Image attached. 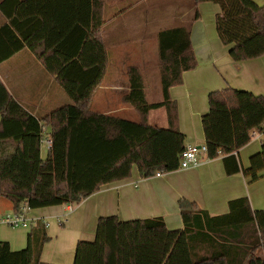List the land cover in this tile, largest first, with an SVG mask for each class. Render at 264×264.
Listing matches in <instances>:
<instances>
[{
  "label": "trees",
  "instance_id": "obj_1",
  "mask_svg": "<svg viewBox=\"0 0 264 264\" xmlns=\"http://www.w3.org/2000/svg\"><path fill=\"white\" fill-rule=\"evenodd\" d=\"M55 17L48 0H4L1 10L9 24L0 29V64L29 48L57 76L73 104L46 121L53 128L47 160L41 158L42 120L26 111L0 81V199L15 213L77 206L101 187L128 179L136 166L142 178L180 170L186 137L179 127L172 87L183 84L185 72L197 68L190 32L184 28L158 36L163 101L149 103L143 75L129 69L130 92L124 102L139 121L95 112L92 99L109 64L101 36L103 0H62ZM221 9L216 29L235 62L264 56V5L254 0H194ZM9 7V10H8ZM49 11H48V10ZM199 18V13L195 19ZM209 112L202 117L207 157L223 156L228 176L241 171L236 152L264 131V96L233 88L208 95ZM165 108L168 126L149 123L151 111ZM264 169V151L251 158L247 174ZM224 215L211 216L197 203L179 201L182 229H168L164 218L125 221L100 217L93 241H79L74 264H264V211L255 213L248 197L231 200ZM50 241L46 225L36 222L27 248L13 252L0 240V264H45L43 247Z\"/></svg>",
  "mask_w": 264,
  "mask_h": 264
},
{
  "label": "crops",
  "instance_id": "obj_2",
  "mask_svg": "<svg viewBox=\"0 0 264 264\" xmlns=\"http://www.w3.org/2000/svg\"><path fill=\"white\" fill-rule=\"evenodd\" d=\"M254 1L264 5V0ZM2 2L4 0H0V5ZM45 3L55 17L63 13L62 0ZM220 12V7L214 3H200L195 7L194 0H103L101 36L109 64L105 78L92 99V110L139 121L137 111L124 102V97L130 92L131 67H136L143 75L147 101L162 102L161 82H157L152 90L145 74H160L159 34L184 27L190 32L198 65L195 70L184 73L183 84L172 87L170 95L177 103L179 127L186 137V146H205L202 117L209 112L208 95L211 92L230 87L264 96V56L233 61L230 48L221 42L217 33L216 18ZM197 13L199 18L195 19ZM7 24L9 19L0 8V29ZM7 50L1 47L0 54L6 55ZM0 81L26 111L42 121L52 112L73 104L57 76L49 72L27 47L0 64ZM154 112H161L163 123L166 115V125L161 127L166 128V109L151 111V125ZM1 123L2 115L0 126ZM42 126L41 158L47 160L53 128L46 121ZM254 132L252 140L236 152L241 168L237 174H226L223 156L209 159L202 151L197 153V166L164 173L160 177L144 179L134 166L130 178L104 185L77 206L33 209L26 227L12 228L1 224L0 240L8 242L13 252L24 250L32 226L42 222L46 225L50 241L43 247L41 262L74 264L78 242L95 238L100 217L117 215L125 221L162 217L168 229L176 230L184 227L179 209L181 199L197 203L211 216H219L228 213L231 200L242 197L249 198L255 213L262 212L264 169L246 173L251 166V158L264 151V131ZM12 213V203L0 199V217Z\"/></svg>",
  "mask_w": 264,
  "mask_h": 264
},
{
  "label": "built area",
  "instance_id": "obj_3",
  "mask_svg": "<svg viewBox=\"0 0 264 264\" xmlns=\"http://www.w3.org/2000/svg\"><path fill=\"white\" fill-rule=\"evenodd\" d=\"M255 132H253V135ZM51 146V142H49ZM202 151L207 154V147H196V146H189L187 147L186 151L183 153L180 168L181 169H189L198 165V158L197 153ZM157 177L162 176V173H157ZM31 208L28 203H24L21 206L19 213H12L8 214L4 217H0V225L6 224L9 227L16 228V227H26L30 223L29 213Z\"/></svg>",
  "mask_w": 264,
  "mask_h": 264
},
{
  "label": "rangeland",
  "instance_id": "obj_4",
  "mask_svg": "<svg viewBox=\"0 0 264 264\" xmlns=\"http://www.w3.org/2000/svg\"><path fill=\"white\" fill-rule=\"evenodd\" d=\"M145 75H146V78L149 81V87L152 90H154L153 86L155 84H157V82H161L160 74L158 72H156V73L155 72H150V73H147ZM160 114H161V112H154V113H152V115H151V119H152L151 122H152L153 125H156V126H159V127H163V125L166 123V115H164V118H165L164 121L165 122L163 123V119L161 118V115ZM1 226H3V225H0V227ZM93 240H91V241H93Z\"/></svg>",
  "mask_w": 264,
  "mask_h": 264
}]
</instances>
